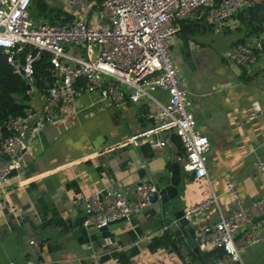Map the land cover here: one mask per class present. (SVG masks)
<instances>
[{"label":"crops","instance_id":"1","mask_svg":"<svg viewBox=\"0 0 264 264\" xmlns=\"http://www.w3.org/2000/svg\"><path fill=\"white\" fill-rule=\"evenodd\" d=\"M237 28L238 22L225 29ZM237 33L213 70L218 79L188 83L197 126L211 143L209 179L196 180L181 165L180 195L165 208L156 202L129 222L112 226L114 239L85 228L87 197L110 186L133 189L150 178L167 183L168 163L183 160L172 137L163 149L152 148L142 137L152 127L144 104L127 102L116 109L92 105L94 97L87 96L79 106L64 108L59 120L32 142L21 177L0 193V264H201L167 240L164 227L173 214L216 194L220 211L229 215L235 201L226 191V174L246 202L264 196V174L255 168L258 159L264 161V59L246 75L230 64L225 56L242 37ZM185 44L179 39L177 46ZM157 95L167 98L164 92ZM42 105L37 95L31 108L39 111ZM220 211L212 208L203 223H216ZM254 223L236 236L243 264H256L264 249V242L251 244L264 231V223ZM202 255L207 263L227 264L219 250Z\"/></svg>","mask_w":264,"mask_h":264},{"label":"built area","instance_id":"2","mask_svg":"<svg viewBox=\"0 0 264 264\" xmlns=\"http://www.w3.org/2000/svg\"><path fill=\"white\" fill-rule=\"evenodd\" d=\"M58 1L74 9L72 23L35 21L30 14L32 0H0V52L9 55L8 62L17 74L30 79L33 99L37 97L33 65L42 52L52 55L57 75L53 86L41 95L39 111L30 108L25 115L11 118L5 124L8 136L3 137L0 131V193L21 177L32 142L59 120L64 108L79 106L87 96L94 97L92 105L116 109L127 102L144 104L152 127L142 137L154 149H163L169 138L178 137L185 151L184 170L196 180L209 179L211 143L188 112L192 93L174 63L173 52L183 20L209 7L206 20L219 32L233 27L238 22L234 16L256 0H104L96 8L87 0ZM24 46L36 49L37 54H28L21 64L16 54ZM225 57L251 73L259 59H264V24L259 36L233 45ZM159 91L167 94L166 100L157 95ZM255 168L263 175L264 161L258 159ZM226 191L235 201L229 215L222 214L220 196L213 194L185 209L184 218L196 227L195 240L201 253L219 250L227 264H243L236 236L264 217V196L246 202L230 174H226ZM159 193V182L154 178L139 182L133 189L102 188L85 199L83 226L99 230L122 219L129 222L153 206ZM214 207L220 218L205 225L204 216ZM263 242L264 231L251 239L253 245Z\"/></svg>","mask_w":264,"mask_h":264},{"label":"trees","instance_id":"3","mask_svg":"<svg viewBox=\"0 0 264 264\" xmlns=\"http://www.w3.org/2000/svg\"><path fill=\"white\" fill-rule=\"evenodd\" d=\"M49 1L52 0H32L30 14L35 21L44 20L51 24L58 22L67 25L76 18L75 11L70 6L61 2V7L53 6ZM87 1L92 8H96L104 2V0ZM221 1L217 0V3ZM209 10V7L203 8L195 16L181 22L182 31L179 34L181 41L190 42L198 35L215 30L214 26L206 20ZM234 19L238 21L236 31L241 33L242 37L233 45L245 43L248 39L259 36L264 24V0L240 10ZM30 53L35 56L37 50L30 46H24L22 51L16 54V58L19 63L24 64L27 55ZM8 58L9 55L0 52V131L3 137L8 136L5 124L11 118L25 115L26 111L31 108L33 101V94L29 93L23 77L15 72V68L8 62ZM51 59L52 55L49 52H42L34 62V84L38 95H45L57 80ZM172 141L178 146L181 157L185 158V151L179 138L173 135Z\"/></svg>","mask_w":264,"mask_h":264},{"label":"rangeland","instance_id":"4","mask_svg":"<svg viewBox=\"0 0 264 264\" xmlns=\"http://www.w3.org/2000/svg\"><path fill=\"white\" fill-rule=\"evenodd\" d=\"M49 3L61 7L58 0H52ZM237 36L236 31L230 32L228 29H224L220 33L208 31L205 34L198 35L193 41L186 42L185 45L175 47L173 60L180 67L181 75L187 85L193 79L197 80L200 77L203 78V81L209 82L218 79L213 70L220 66L222 56ZM197 49H200L199 52H197ZM187 88L190 92L192 91L189 86ZM188 99L192 102V106L188 107V112L194 114L193 95L190 94Z\"/></svg>","mask_w":264,"mask_h":264},{"label":"water","instance_id":"5","mask_svg":"<svg viewBox=\"0 0 264 264\" xmlns=\"http://www.w3.org/2000/svg\"><path fill=\"white\" fill-rule=\"evenodd\" d=\"M21 74L22 75L24 74L23 70H21ZM23 79L26 83L27 89L30 91L31 90L30 79L27 77H24ZM181 165H182L181 162H177V163L169 162L167 165V170L169 171L171 176L167 183L166 182L159 183L160 193L159 196L155 199V203L160 202L164 208L170 202L175 201L180 195L179 187L182 183ZM13 174H15V172ZM173 217L175 219H173V221L169 223L168 229L166 230V238L171 244V246H173L177 250L180 249V246H182L185 249V251L188 252L194 258V260L200 261L201 264H219L217 260H212L209 263H207L204 260V257L200 252L198 248V244L194 238V234H195L194 226L192 225L191 222L187 221L184 218V210L175 212L173 214ZM263 219L264 217L257 219L254 224L259 223ZM126 222H127L126 219H122L99 229V232L101 233V237L105 240L114 239L111 227ZM256 264H264V249H262L258 254Z\"/></svg>","mask_w":264,"mask_h":264}]
</instances>
